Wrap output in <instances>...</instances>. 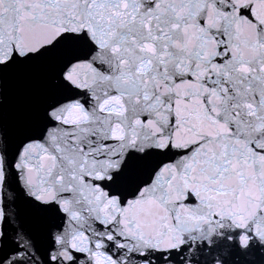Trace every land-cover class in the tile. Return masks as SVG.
<instances>
[{
  "label": "snow or ice",
  "instance_id": "1",
  "mask_svg": "<svg viewBox=\"0 0 264 264\" xmlns=\"http://www.w3.org/2000/svg\"><path fill=\"white\" fill-rule=\"evenodd\" d=\"M233 260L264 264V0H0V264Z\"/></svg>",
  "mask_w": 264,
  "mask_h": 264
},
{
  "label": "water",
  "instance_id": "2",
  "mask_svg": "<svg viewBox=\"0 0 264 264\" xmlns=\"http://www.w3.org/2000/svg\"><path fill=\"white\" fill-rule=\"evenodd\" d=\"M238 222H243V217H237ZM231 264H237L235 260L231 262ZM240 264H257L256 260H248V261H241Z\"/></svg>",
  "mask_w": 264,
  "mask_h": 264
}]
</instances>
